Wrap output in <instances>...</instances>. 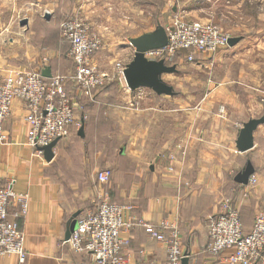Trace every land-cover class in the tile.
Instances as JSON below:
<instances>
[{
  "label": "crops",
  "instance_id": "1",
  "mask_svg": "<svg viewBox=\"0 0 264 264\" xmlns=\"http://www.w3.org/2000/svg\"><path fill=\"white\" fill-rule=\"evenodd\" d=\"M25 1L0 0V80L12 67L48 72L49 77L61 72L71 48L61 29L69 16L65 12L81 16L100 36L103 49L94 61L107 71L109 53H102L123 47L127 65L135 54L130 39L158 27L153 26L154 7L161 6V24L175 14L201 20L202 10L197 0H40L43 5L36 14L18 19L28 24L15 27V13L12 18L11 11L2 14L4 2L17 12L25 8ZM170 6L173 15L168 13ZM52 56L59 58L55 65ZM207 58L198 56L196 62L213 71L212 64H204ZM239 68V77L202 79L204 94H177L176 106L159 112L135 105L126 114L118 105L103 110L109 102L105 96L69 85L76 108L78 103L90 108L89 121L83 135L77 132L80 140L73 136V126L70 135L57 142L50 161L28 144L27 110L15 99L4 126L7 141L0 143V183L15 180L14 189L29 195L27 211L17 220L27 257L21 263L17 255H6L0 264H91V255L73 250L66 234L76 214L78 219L95 210L104 198L133 207L136 222L124 249L131 264H166L167 246L154 236L164 221L179 227L190 264H228V251L218 257L207 253V222L219 213L223 199L231 198L249 231L264 204V123L253 133V147L241 152L236 146L244 124L264 118V64ZM248 163L254 169L248 184L236 182ZM106 168L112 176L101 184L97 174Z\"/></svg>",
  "mask_w": 264,
  "mask_h": 264
},
{
  "label": "built area",
  "instance_id": "2",
  "mask_svg": "<svg viewBox=\"0 0 264 264\" xmlns=\"http://www.w3.org/2000/svg\"><path fill=\"white\" fill-rule=\"evenodd\" d=\"M164 28L167 45L145 52L150 60L174 62L176 58H183L194 62L198 56L207 58L229 47L231 38L212 22L191 21L180 14L173 15ZM61 29L71 44L69 57L73 60L74 72L70 81L79 90H97L111 79L94 61L102 48L100 36L77 14L67 16ZM125 67L121 63L116 65L118 75L126 82ZM68 81L67 76L59 74L45 77L40 71L7 68L0 80V143L7 141L4 126L15 99L21 100L27 110L28 144L33 149L39 150L68 137L71 128L77 125L75 99L66 87ZM125 85L128 87L127 83ZM111 176L112 170L107 168L97 174L101 184L108 183ZM14 185L15 180L0 183V258L15 254L24 263L27 257L25 237L17 220L27 211L29 195L17 192ZM132 209L129 204L104 198L95 210L77 219V228L68 242L76 252L90 254L91 264H131L124 249L130 243L136 222ZM208 233L210 240L206 251L211 256L218 257L228 251V264H264V204L253 226L246 231L239 207L233 199L224 198L219 213L208 222ZM154 236L167 246L166 264H182L183 258L190 256L175 222H162Z\"/></svg>",
  "mask_w": 264,
  "mask_h": 264
},
{
  "label": "rangeland",
  "instance_id": "3",
  "mask_svg": "<svg viewBox=\"0 0 264 264\" xmlns=\"http://www.w3.org/2000/svg\"><path fill=\"white\" fill-rule=\"evenodd\" d=\"M39 1L40 0H26L25 3H27L25 8H21L20 6V9L18 8L17 12H14V10L12 11L10 9V2H4L6 5L3 7L4 9L2 14L7 16L11 11V15L9 16L12 18L15 13L13 24L15 27H19L20 22L18 19H21L28 14H36V10L42 7L43 4H41ZM197 1L202 4V10L200 11L201 21L212 22L213 24L219 26L223 32L229 34L231 38L240 37V40L234 46L223 48L220 52L204 61V64L206 65L212 64L213 71L209 70L210 68H206L202 64H198L196 61L187 62L183 58H176L174 62H166L169 66H176L175 72L164 74L162 76L163 80L167 84L171 85L174 89V96L162 95L166 97L158 96L157 93L149 88L142 87L135 91H132L130 88L128 89V87L125 85L126 82L120 78L116 69V65L118 63L124 64V55L126 56V54L122 52H126L124 51L125 48L119 46L114 50L108 49L102 54H106L107 52L109 53V59L107 61V68L109 71L107 70L106 72L109 73L111 79L106 81L103 86L95 90L94 94V96L101 95L108 99L109 102L104 104L103 110L112 108L116 105H118L120 110L125 114L133 108V105L137 107H151V110L156 112L165 109L169 110L176 106V102L173 100H175V96L177 94L185 96H192L195 94L198 96L200 94H204L206 92V87H200L199 85L201 84L199 82L202 79H210L212 77L216 80H224L226 75H233L234 77L237 75L239 77L242 73L239 68L240 65H246L251 62H259L264 64V0ZM222 3L225 5H222ZM160 12V5L154 7V27H164L169 23L165 22L161 24L160 22H157V16L160 15ZM65 13H68L69 15L76 14L74 12ZM168 13L169 15H173L174 13V9L171 6L168 9ZM55 21L56 19H52V36L56 35L57 27L55 25ZM123 40L129 42V39L123 38ZM129 44L131 43L129 42ZM233 48H236L237 51L232 53L231 50ZM102 49L103 48H101L100 52H102ZM57 60L59 61V58L52 56L53 65L57 64ZM66 61L68 64L61 65V72L57 74L68 77L69 81L66 84L67 88L69 85H71L72 88H75L74 84L69 79L74 72V63L71 61L69 56ZM100 66L98 65V67L102 70V67ZM225 66L229 67L225 68ZM89 109L90 108H88L87 103L84 105L78 103V107L75 111L77 125L75 126L76 130H74L73 135L77 140H80L79 136L77 135L78 130H80L81 127H84L87 121H89V116L87 113V110ZM85 141H88V139ZM100 156L101 157L99 160L102 161V152H100ZM116 156L117 155H115L113 158L117 159Z\"/></svg>",
  "mask_w": 264,
  "mask_h": 264
},
{
  "label": "water",
  "instance_id": "4",
  "mask_svg": "<svg viewBox=\"0 0 264 264\" xmlns=\"http://www.w3.org/2000/svg\"><path fill=\"white\" fill-rule=\"evenodd\" d=\"M46 17H49V15L46 14ZM20 24L22 26L27 25L28 20L23 19L20 21ZM239 39L240 38L235 37L230 38L229 46H234ZM130 42L135 48V54L133 60L126 65L124 70V78L128 87L131 90L144 87L152 89L158 95H174L173 87L167 84L162 76L175 72L176 66H169L163 59L150 60L145 56V52L160 49L167 45L168 37L165 28L163 26H158L152 32L144 33L136 38H131ZM42 75L49 77L48 72H43ZM262 123H264V118L251 119L244 124L236 142L239 151H247L253 147V133ZM80 134L83 135V127L80 129ZM58 141L59 139L53 141L48 146L39 148V150L44 153L47 160L50 161L54 157V147ZM253 173L254 169L251 163H248L245 168L237 174L235 181L241 184H248L250 176ZM76 217L77 214L69 224L66 234L67 240H69L72 232L77 228ZM182 264H190V256H185L182 260Z\"/></svg>",
  "mask_w": 264,
  "mask_h": 264
}]
</instances>
